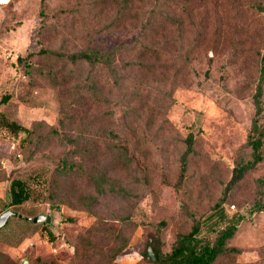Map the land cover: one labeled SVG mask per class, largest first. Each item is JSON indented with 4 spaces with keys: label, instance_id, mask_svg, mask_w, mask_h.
I'll list each match as a JSON object with an SVG mask.
<instances>
[{
    "label": "rangeland",
    "instance_id": "1",
    "mask_svg": "<svg viewBox=\"0 0 264 264\" xmlns=\"http://www.w3.org/2000/svg\"><path fill=\"white\" fill-rule=\"evenodd\" d=\"M94 1L0 0V98L9 97L0 105V113L26 128L45 123L37 132L40 137L51 134L52 128L63 137L70 116L77 127L78 118L87 112L111 110V118L123 128L128 152L140 168L138 178L146 176V188L138 190L139 197L134 199L137 206L132 219L138 226L115 264H154L142 252L157 224L165 223L159 236L161 251L166 254L177 234L190 231L192 218L202 222L203 243L212 242L226 225L237 223L226 246L241 252L219 256L214 264H264V212H252L259 182L264 202V148L257 168L228 188L227 202L214 208L233 169L250 159L247 135L254 119L253 94L260 81L264 51V15L251 3L264 5V0H176L187 9L180 12L183 43L168 47L154 62V69L142 74L131 67L137 61L133 46L140 36L139 24L132 25L127 19L118 31L93 34L92 50L114 52L118 85L113 86L114 77L107 76V89L116 87L108 97L110 103L90 108L74 101L68 93L71 87L54 90L38 74L27 76L17 57L37 54L48 46L56 51L75 50L79 44L64 45L63 36L84 26L87 31L98 28V22L90 27L84 16ZM115 4L109 0L104 22L113 19ZM163 36L178 39L175 29L158 31V39ZM69 39L76 43L72 36ZM260 100L264 109V84ZM128 105L138 109L131 132L124 127ZM189 133L196 139L195 153L189 158L183 181L175 186L178 158ZM21 138L0 129V215L5 211L28 218L49 215L54 241H49L42 223L23 224L11 216L0 229V264H85L91 249L99 248L103 230L118 226L111 215L115 202L100 198L92 213L62 204L64 194L60 190L54 195L50 180L71 145L43 144L34 152L39 145L23 147ZM12 179L25 181L31 197L21 206L6 208ZM79 185L87 188L86 182ZM70 195L75 197L73 192Z\"/></svg>",
    "mask_w": 264,
    "mask_h": 264
},
{
    "label": "trees",
    "instance_id": "2",
    "mask_svg": "<svg viewBox=\"0 0 264 264\" xmlns=\"http://www.w3.org/2000/svg\"><path fill=\"white\" fill-rule=\"evenodd\" d=\"M115 3V15L108 22H104L102 17L107 11L109 0H95L88 5L85 13L88 16H84L89 20V26L91 27V23L95 21L99 25L98 28L94 27L88 31L84 26L76 33H67L76 43L70 41L71 36L69 38L67 34L63 36L62 44L71 43V46L79 44L75 50L61 49V52L51 46L42 47L37 54L30 53L26 57H17V63L23 66L27 76L38 74L49 82L54 90L71 87L68 93L73 95L78 105L93 108V105L95 107L105 101L109 104L108 97L113 95L116 87L110 86L107 89L109 85L106 79L113 76V86L118 85L114 52L102 53L92 50L90 45L93 34L118 31L127 19L132 25L139 24L140 36L133 46L136 48L137 61L131 67L133 66L132 69L140 74L147 73L154 69V62L166 53L168 47L183 43L184 18L180 12H187V9L177 4L176 0H115ZM251 6L257 13L264 15V5L252 1ZM163 29H175L178 39L173 40L165 36L158 39V31L161 32ZM214 32L216 35L217 27ZM33 57L38 60L33 62ZM260 61V81L253 94L254 119L247 135V145L251 148L250 159L237 164L233 169L232 177L214 208H220L227 202L228 188H232L245 174L255 170L263 159L264 109L260 98L264 84V51L260 55ZM8 101V95L2 96L0 105ZM137 113L138 109L127 106L124 118L127 132L134 129V124L138 121ZM64 114L65 117L68 116L67 112ZM129 114L135 116V119L130 120ZM71 119L73 116L67 119L69 125L63 137H59V133L53 128L50 130L51 134L40 137L37 132L40 127L47 126L45 123L36 122L30 128H26L10 120L3 113H0V129L13 137L22 135L20 142L23 147L39 145L34 152H38L43 144H58L60 147L71 145V149L66 152L51 175L50 190L57 196V192L60 193L61 190L64 194L62 204L87 213L93 212L100 198L115 202V209L111 215L112 220L118 224L117 228L103 230V240L99 248H92L91 255L84 261L85 264H115V258L127 247L131 235L138 226L132 219L133 211L137 206L134 199L139 197L138 190L142 192L146 188V176H142V179L138 178L140 168L131 158L127 149L129 143L121 134L123 128L117 127L113 122L110 109L100 114L87 112L78 118L75 123L77 127L72 125ZM62 124L63 127L66 125L63 121ZM162 126H165L164 123ZM183 144L184 150L178 158L179 177L175 186L181 184L184 179L189 158L195 153L196 139L189 133ZM131 151L134 154L133 147ZM81 182H86L88 189L80 186ZM262 187L263 184L259 182L252 212H264ZM71 192L75 194L74 198L70 195ZM30 197L28 184L20 179H12L8 187L6 208L21 206L29 201ZM13 216L18 218L19 215L13 213ZM19 220L23 224H34L24 219ZM42 226L49 236V241H54V236L49 232V225L42 223ZM164 227L163 221L157 224L156 232L150 234L146 249L142 252V256L154 264H214L219 256L241 252L240 249L226 246L237 231V223L226 225L216 232L212 242L203 243L200 238L202 222L192 218L190 231L177 234L171 251L166 254L161 251L162 242L159 236Z\"/></svg>",
    "mask_w": 264,
    "mask_h": 264
},
{
    "label": "water",
    "instance_id": "3",
    "mask_svg": "<svg viewBox=\"0 0 264 264\" xmlns=\"http://www.w3.org/2000/svg\"><path fill=\"white\" fill-rule=\"evenodd\" d=\"M11 216H13V213L10 211H5L0 215V229L5 225L7 219ZM18 218L24 219L26 221H31L34 224L45 223L49 226L52 225L51 216H49V215H45V216L39 215V216H36L34 218H28V217H23V216L19 215Z\"/></svg>",
    "mask_w": 264,
    "mask_h": 264
},
{
    "label": "bare ground",
    "instance_id": "4",
    "mask_svg": "<svg viewBox=\"0 0 264 264\" xmlns=\"http://www.w3.org/2000/svg\"><path fill=\"white\" fill-rule=\"evenodd\" d=\"M3 3L6 2V0H1Z\"/></svg>",
    "mask_w": 264,
    "mask_h": 264
},
{
    "label": "crops",
    "instance_id": "5",
    "mask_svg": "<svg viewBox=\"0 0 264 264\" xmlns=\"http://www.w3.org/2000/svg\"><path fill=\"white\" fill-rule=\"evenodd\" d=\"M5 3V2H4Z\"/></svg>",
    "mask_w": 264,
    "mask_h": 264
}]
</instances>
